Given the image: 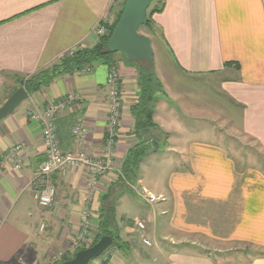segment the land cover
Returning <instances> with one entry per match:
<instances>
[{
    "label": "crops",
    "instance_id": "crops-1",
    "mask_svg": "<svg viewBox=\"0 0 264 264\" xmlns=\"http://www.w3.org/2000/svg\"><path fill=\"white\" fill-rule=\"evenodd\" d=\"M163 2V12L153 16L156 31L149 38L165 93L152 120L168 134L177 120L171 105L178 102L197 123L218 122L213 128L224 137L220 143L193 140L182 151L169 146L163 156L159 146L151 151L147 157L170 162L167 154L175 152L183 162L181 169L170 170L161 187H146L140 175L135 183L114 186L112 192L120 194L117 241L129 243L121 250L110 248L103 264H264V167L241 164L232 143L224 142L229 132L264 150V0ZM118 9L114 0H0V106L20 82L58 63L69 50L92 46L99 22L107 19L111 24ZM116 71L120 125L112 165L93 192L87 190L84 170L58 172L52 176L54 206H38L31 182L44 160V146L39 123L27 114L77 95L70 111L55 121L60 147L103 157L109 114L106 64L54 78L0 120V264H51L58 253L75 252L78 248L71 245L84 209L91 212L97 230L101 196L117 180L123 159L136 143L130 109L139 96L137 75L122 61ZM78 119L86 134L75 143L71 130ZM164 139L158 134V144ZM16 144L23 145L21 171L5 158ZM146 217L152 218V229ZM137 222L145 224L146 237L153 235L155 248L142 243ZM239 244L256 248L260 256L238 262L220 256L224 248Z\"/></svg>",
    "mask_w": 264,
    "mask_h": 264
},
{
    "label": "trees",
    "instance_id": "trees-1",
    "mask_svg": "<svg viewBox=\"0 0 264 264\" xmlns=\"http://www.w3.org/2000/svg\"><path fill=\"white\" fill-rule=\"evenodd\" d=\"M119 5L118 12L115 14L114 21L111 25L106 24L105 33L98 35L95 43L92 46H78L69 50L58 61V63L41 70L31 77L24 80L23 87L28 94L37 92L42 86L49 85L52 80L61 75H72L80 72H85L93 68L98 63H104L109 70L116 69L118 62L122 61L125 65L133 67L137 75V87L139 96L136 104L130 109L133 117L134 126L132 129V137L136 143L130 147L125 158L122 161L120 175L117 180L106 190L101 196L100 207L98 211V224L96 234L90 245L95 244L101 237L109 236L113 239L114 246L117 241V229L115 221V209L117 198L120 194L115 195L112 192L114 186L135 183L139 179V168L144 159L149 153L155 152L159 146V136L166 135L153 122V115L159 99L165 94L163 85L158 79L153 65V61L148 62H130L126 59L122 52L121 58H116V53L107 51L106 45L111 36V33L117 24L124 3ZM164 10L163 0H153L146 11V23L140 28H144L154 36L153 16L162 13ZM126 190H129L126 189ZM86 247L78 248L73 253L65 252L60 257L59 261L53 264H61L73 258L76 252Z\"/></svg>",
    "mask_w": 264,
    "mask_h": 264
},
{
    "label": "built area",
    "instance_id": "built-area-1",
    "mask_svg": "<svg viewBox=\"0 0 264 264\" xmlns=\"http://www.w3.org/2000/svg\"><path fill=\"white\" fill-rule=\"evenodd\" d=\"M109 22L102 20L95 29L96 36L105 33V26ZM110 24V23H109ZM108 92V121L106 128V151L101 158H94L82 151H64L60 147L57 137L55 121L63 113L68 112L75 101H78L77 95H69L58 103H48L44 109L39 111H30L27 117L30 121L39 123L41 127V139L44 146V160L39 165L38 170L31 182L33 198L41 208H52L55 204V188L52 184V176L55 173L65 175L70 169H82L87 174L86 186L89 192H93L100 179L107 173L112 165V145L117 136V128L120 125L121 112V91L119 87L118 74L116 69L109 70L107 78ZM71 134L75 143H79L85 137L86 130L81 119L76 120ZM23 145H13L5 156L6 160L17 171L23 169L20 160V152ZM148 200L154 198L147 195ZM136 227L140 232L141 241L146 246H151L149 240L145 237V224L137 222ZM43 225L40 226L42 230ZM96 234L94 226L91 223V212L84 209L80 215V231L76 240L73 241L71 249L89 247L91 238ZM62 255V254H61Z\"/></svg>",
    "mask_w": 264,
    "mask_h": 264
},
{
    "label": "rangeland",
    "instance_id": "rangeland-1",
    "mask_svg": "<svg viewBox=\"0 0 264 264\" xmlns=\"http://www.w3.org/2000/svg\"><path fill=\"white\" fill-rule=\"evenodd\" d=\"M114 1L118 2L119 5H121V2L123 0H114ZM112 20L114 21L113 18ZM108 25H111V24L108 23ZM154 31H156L155 28H154ZM138 32L143 36H146L148 38H153L152 33H150L148 30L144 28H140ZM116 56L117 57L119 56L121 58V54L119 52L116 53ZM171 106L175 111L177 120L174 121L173 123L174 125L172 126L170 131H167L168 134H165L166 137L163 140V143L161 142V140H159L160 141L159 142V149H160L159 156H163L164 154H166V149H168L169 146H172V147L174 146L173 148H175L177 151H182L186 147V145L193 140L194 141L205 140V141L214 142V143L221 142L220 139L224 137V136L223 137L221 136L222 132L218 133V131L214 130L213 128V126L214 127L218 126V122H216V124L215 122L214 123L204 122V124H202V123H199L198 121L197 123V121L192 119V116L188 114L187 109L184 108L182 104L177 102V105L173 104ZM228 141L232 143L231 151L239 154L236 158L239 162H241V164H243L244 162H250L251 165L264 167V150L263 149H260L257 145L251 143L250 141L243 140V138L240 137L239 135L234 136L233 134L226 132L224 142L228 143ZM167 155H168L167 159L170 162L159 159L157 155L149 156L144 159L142 163L143 165L141 166V173L139 172V175L142 176L143 184L146 187L150 186L151 188H153L152 185L153 186L155 185L156 187H161V183L165 181L166 175L169 174L170 170H173V169L177 170L183 167V162L179 159L178 153L170 152ZM153 157H155L157 161ZM156 181H157V184H156ZM120 214H121V211L119 209L117 211V217H116L117 223L121 222ZM135 217H132V220ZM151 217H146V219H144L145 222L148 225H150V229H152V223H153V220ZM156 219L160 220L161 217L158 216ZM159 225L160 223L158 221V225H155V228H159ZM159 234L160 233L158 229L156 233V239H158ZM94 236H92L91 241L93 240ZM133 237H134L133 239L138 238L134 235ZM152 237L153 235L151 236L147 235L146 237L151 243V246H146L149 249L155 248V242L152 240ZM128 243L129 241H125V240L123 241V243L116 241L114 246L111 247V249L114 247H118L121 250L125 245L127 246ZM225 250H228V252H225ZM111 252L112 250H110L109 248L99 258L91 260L89 264H103L104 260L106 259L108 255H110ZM260 253L261 251H257L256 248H253L248 245L239 244L233 247L232 246L226 247L224 248V252H220L219 254L222 257H226L228 261L231 260V261L238 262V261H243L246 258L249 259V257L260 256ZM61 256H62L61 253L60 254L58 253V256L56 255L55 258L52 261H50V263L53 264L54 262L59 261ZM156 258L157 257H155V259ZM133 259L134 258L132 257V258H128L127 260L128 262L129 261L131 262ZM44 264H47V263L45 262Z\"/></svg>",
    "mask_w": 264,
    "mask_h": 264
},
{
    "label": "water",
    "instance_id": "water-1",
    "mask_svg": "<svg viewBox=\"0 0 264 264\" xmlns=\"http://www.w3.org/2000/svg\"><path fill=\"white\" fill-rule=\"evenodd\" d=\"M153 0H126L106 48L110 53L122 52L130 62L152 61L151 41L138 31L146 23V11ZM28 98V93L20 82V87L0 106V120L11 115ZM113 244L109 236L101 237L95 244L81 249L72 259L61 264H89L99 258Z\"/></svg>",
    "mask_w": 264,
    "mask_h": 264
}]
</instances>
